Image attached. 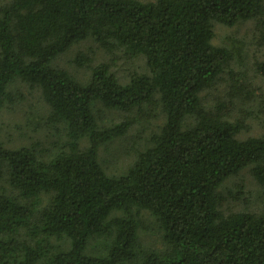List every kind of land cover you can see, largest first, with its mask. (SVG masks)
Wrapping results in <instances>:
<instances>
[{"label": "trees", "instance_id": "trees-1", "mask_svg": "<svg viewBox=\"0 0 264 264\" xmlns=\"http://www.w3.org/2000/svg\"><path fill=\"white\" fill-rule=\"evenodd\" d=\"M250 20L264 45V0H5L0 112L13 85L28 84L57 140L44 150L0 138V264H264V201L224 207L242 193L225 184L245 169L264 190V119L241 138L245 117L205 95L233 57L212 43L213 24ZM89 37L148 72L122 81L99 63L83 82L55 65ZM256 67L264 74V61ZM141 111L162 121L144 127L125 170L108 172L100 149ZM142 228L162 247L142 243Z\"/></svg>", "mask_w": 264, "mask_h": 264}, {"label": "rangeland", "instance_id": "rangeland-1", "mask_svg": "<svg viewBox=\"0 0 264 264\" xmlns=\"http://www.w3.org/2000/svg\"><path fill=\"white\" fill-rule=\"evenodd\" d=\"M4 2L5 0H0V5ZM258 29L254 20L233 27L217 22L213 24L212 43L226 46L233 52V57L221 77L206 90V103L213 106L218 101H223L226 107L232 110V116L242 114L246 127L239 135L241 138L258 135L264 119V74L256 67V62L264 61V45L258 40ZM79 58L86 62L82 60V63L78 64ZM54 63L83 82L88 79L91 68L99 63L108 64L111 71L122 81L133 72H148L142 58L127 57L118 49H106L90 37L72 45L58 56ZM232 85H235L236 96L229 99L227 93L232 90ZM12 91L17 99L0 112V138L9 145H29L36 142L40 144L41 149L53 150L57 135L46 129L48 110L39 92L21 82H16ZM104 111L103 116L109 118L120 119L126 115L118 110ZM145 114L143 111L131 113L130 116L136 118V122L132 124L127 134L111 142L108 150L103 151L104 147L100 149L108 172L118 173L125 170L133 158L130 150L134 143H138L149 132V129L144 130V127L149 126V123L162 121V117L157 118V114H148L149 118ZM235 184L241 186L240 198L234 201L231 198L227 199L224 207L228 205L239 210L246 208L247 204L252 209L261 206L259 203L264 201V190L256 184L249 170L241 171L225 185L231 187L233 193H237L239 190L235 189ZM147 221L148 224L152 223L151 219ZM140 238L147 246L155 249L162 247L160 235L151 228H142Z\"/></svg>", "mask_w": 264, "mask_h": 264}]
</instances>
